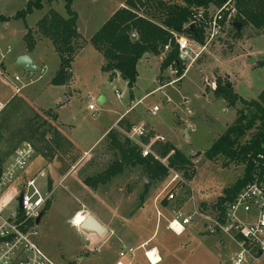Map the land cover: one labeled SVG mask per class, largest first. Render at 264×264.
Masks as SVG:
<instances>
[{
  "label": "rangeland",
  "instance_id": "obj_1",
  "mask_svg": "<svg viewBox=\"0 0 264 264\" xmlns=\"http://www.w3.org/2000/svg\"><path fill=\"white\" fill-rule=\"evenodd\" d=\"M27 1L0 0V103L3 104L0 107V156H11L24 140H30L36 146L37 153L31 159L25 175L35 179L44 196L51 187L54 194L49 208L37 224L39 234L35 236L36 241L56 254L53 259L60 264H106L105 258L119 253L118 250L106 253L109 245L95 251L93 255L89 254L90 258L85 262L78 258V250L85 242L75 226L81 227L85 214L79 213L73 218L77 209L88 207L104 217H110L112 213H128L140 203L138 208L150 209L152 212L150 216L144 214L147 220L141 222L143 226H149L150 230L156 227L159 209L156 206L159 204L163 210L170 208L164 210L165 217H162L166 219L167 225L174 210L189 213L197 207L215 216L218 212L217 202L227 188L243 177L245 163L225 156L210 159L205 155L237 117V107L217 97L213 89L219 80H232L233 89L239 96L246 100L258 98L264 89V29L242 25L241 33L238 34L235 28L237 9H233L223 34L199 56L181 78L182 81L177 79L168 83L178 75L174 74L172 66L162 69L165 52L161 58L155 55L139 64L140 75L134 88H130L121 76L111 79L112 73L103 69L105 58L102 52L88 41L85 49L82 48L71 63L70 80L58 85L52 80L61 67V60L50 40L38 42L34 55L38 67L31 73L19 60L25 55L23 53L27 44L24 35L27 27L36 29L37 22L50 9L66 16L65 0L47 2L42 9L34 10L25 19L16 18L15 14L26 6ZM125 1L74 0L73 9L79 14L78 27L84 38L90 39L106 15ZM9 46L11 52L7 53ZM188 63L184 64L185 68ZM117 91L122 94L121 99ZM149 92L135 105L132 114L167 140L156 142L153 151L158 153L159 145L168 144L169 141L177 150L189 156L192 162L187 171L185 168L176 169L188 184L177 190L175 199L170 201L165 197L169 175L162 180L151 181L141 165L125 166L122 173L100 184L97 190L92 186L86 189L85 185L77 184L79 176L76 172L68 174L56 186L58 175L67 169L69 160L65 161L64 157L68 158L66 153L70 150L67 144L63 143L60 147L57 144L56 138L60 134L58 127L69 138L79 141L82 147H88L113 118V110L120 105L128 107L134 99L133 94L137 100ZM102 94L107 97L104 102L100 101ZM90 104L96 109H90ZM154 105L160 108L156 114L150 112ZM239 106L243 104L239 103ZM148 131L147 128L138 138V144H148L153 140L155 136L152 137ZM254 131H249L243 141ZM126 136L124 133L119 138L124 140ZM61 140L64 142L63 136ZM196 152L199 154L193 155ZM118 158L119 150L109 137L96 148L81 173L95 176ZM55 167L59 174L54 172ZM137 180L142 185L133 188ZM143 196L152 198L153 203L145 207ZM140 197L142 202L139 201ZM18 206V200L11 199L5 204L3 213L9 215ZM202 226L198 223L192 232L202 241L193 248L196 259L194 263L184 260L185 264H232V256L240 250L239 245L221 232L206 230L200 233ZM110 233L113 236L111 230ZM204 241L212 248L210 256L215 261L202 256L197 258L203 252L200 248H204ZM178 245L185 248L188 243L182 238L178 240ZM150 256L155 259L152 253ZM99 257L102 258L99 260ZM243 264H264V255L259 260L247 257Z\"/></svg>",
  "mask_w": 264,
  "mask_h": 264
},
{
  "label": "trees",
  "instance_id": "obj_2",
  "mask_svg": "<svg viewBox=\"0 0 264 264\" xmlns=\"http://www.w3.org/2000/svg\"><path fill=\"white\" fill-rule=\"evenodd\" d=\"M54 0H28L26 6L17 11L16 18L25 19L36 9H42L45 3ZM74 0H65L67 15L64 16L55 9H50L38 22L36 29L27 27L24 40L28 50H33L36 44L34 34L49 38L61 60V67L52 82L63 85L71 78V68L76 54L88 42L78 30V12L73 9ZM229 0H127L126 5L117 9L113 15L90 38L92 45L102 52L105 63L103 69L112 73V77L119 72L130 88H133L138 79V62L146 54L159 55L163 47L170 44V50L163 58L162 69L177 67L180 76L185 65L180 57L179 46L175 41L174 33L185 35L191 39L203 42V28L196 27L193 32L188 24L200 8L220 7ZM237 9L235 22L252 25L264 29V0H231ZM229 11L226 12L228 14ZM6 19V18H4ZM235 28H237L235 26ZM136 33V38L132 35ZM240 34L241 30L237 29ZM181 80V79H180ZM214 94L224 98L229 105L237 107L235 121L221 134L206 151L205 155L214 159L225 156L245 163V172L233 186L227 188L220 197L216 208L223 212L225 205L231 202L237 193L250 181L252 176L253 160L264 149V89L257 99L246 100L233 89L230 81L219 80ZM239 103L243 106H239ZM56 117V114L53 115ZM255 131L247 137L248 132ZM129 128L127 129V131ZM114 146L119 150L120 158L103 172L88 176L84 182L93 188L106 183L112 177L122 173L125 166L141 165L151 181L162 180L169 173V167L177 170H189L192 165L189 156L184 155L171 143L160 144L158 153L162 157L168 156V166L153 155L143 156L141 146L133 142L128 136L121 140L114 129L107 134ZM171 151H174L170 154ZM170 154V155H169ZM4 158L0 156L1 164ZM192 176V173H191ZM48 200L45 211L49 208Z\"/></svg>",
  "mask_w": 264,
  "mask_h": 264
},
{
  "label": "built area",
  "instance_id": "obj_3",
  "mask_svg": "<svg viewBox=\"0 0 264 264\" xmlns=\"http://www.w3.org/2000/svg\"><path fill=\"white\" fill-rule=\"evenodd\" d=\"M233 9L235 8L231 0L220 7L211 6L210 8L198 9L188 26L194 24L195 28H203V42L174 33L175 41L179 46L180 57L184 64L189 63L180 76L168 83L181 79L199 56L217 41L223 34ZM227 11H229L228 14H226ZM170 48V44L165 45L163 53L168 52ZM8 52H11L10 46L7 48ZM173 70L174 74L179 75L177 67H173ZM16 79L18 80L19 77L16 76ZM120 94V91H117L119 97ZM167 100L169 101V99ZM0 107H3L2 103H0ZM90 109L95 110L96 108L90 104ZM159 109L158 105H154L150 112L156 114ZM146 130L147 126L144 122L133 124L127 132V136L137 143L139 142L138 138ZM164 140V136L156 135L148 144H139L143 156L153 155L168 166V156L162 157L152 149L156 142ZM36 151V146L32 141L24 140L15 148L11 156L4 158L1 164L0 264H59L44 251L35 239V236L39 234L37 218L42 214L49 200V196H44L41 193L35 179L25 175ZM173 152L171 151L170 154ZM168 175L169 181L165 186V190H167L165 197L171 201L175 199L177 190L188 183L174 167H169ZM190 188L193 190L191 186ZM194 198L192 195L193 201ZM11 199H17L19 206L13 209L9 215H5L3 213L5 204ZM162 217H165L164 212L159 208L157 209V218L160 220ZM198 220L204 224L207 231L211 233L221 232L239 245L240 250L232 256V264H243L247 257L254 260L262 258L264 255V149L253 160L250 181L231 202L226 203L223 212L218 210L216 215L212 216L207 211L199 210L197 207L189 213L174 210L168 219L167 226L176 234H182L188 225L193 222L196 223ZM135 250L129 248L128 251L134 255ZM155 250L156 248L145 250V255L151 264H157L162 259L160 253ZM151 252L152 254L156 252L159 255L156 262L150 257ZM124 255L125 251H122L121 256Z\"/></svg>",
  "mask_w": 264,
  "mask_h": 264
},
{
  "label": "crops",
  "instance_id": "obj_4",
  "mask_svg": "<svg viewBox=\"0 0 264 264\" xmlns=\"http://www.w3.org/2000/svg\"><path fill=\"white\" fill-rule=\"evenodd\" d=\"M176 1L180 2V0H176ZM125 5H126V1L121 2L119 5H117V7L112 9L108 13V15H106V17H105L106 19L105 18L103 19L102 25L113 15V13L117 9L124 7ZM78 19H79V14H78ZM77 25H78V21H77ZM78 30H79V27H78ZM79 32H80V30H79ZM35 35L37 36L35 47L33 48V50L30 51V50H28V47L26 45V48H25L24 53H23V55L25 54V55L30 56L32 61H33V64H34L32 69H29V68L27 69V67L25 66L26 70L29 73H31L33 71V69H36L38 67L37 59L34 56L35 50L37 49L38 42L50 40L49 38L44 37L42 35H41V37H38L37 33ZM81 35H82V33H81ZM93 35H91V37ZM82 37L84 38L83 35H82ZM85 40L89 41L90 39H85ZM87 43L82 47L83 49H85V46L87 45ZM80 50H79V52H80ZM90 51H92V53H93V50H90ZM162 53L163 52H161L157 56H160V58H161ZM19 56H22V55H18L17 57H19ZM152 56H155V54L146 53L139 60L138 66H137L138 73H139V64L144 59L150 58ZM71 74H72V72H71ZM139 75H140V73L138 74V78H139ZM118 76H121L119 72H117L111 79L115 80V78H117ZM230 81L232 83H234L232 80H230ZM136 84H137V82H136ZM136 84L134 85V87L136 86ZM150 93L151 92L147 93L146 95H144L143 97H141L140 99H137V100L135 99V95L133 94L134 99L131 100V104L128 107L123 108V106L120 105V107H117L115 110H113V114H114L113 118L106 125V127L102 131V133L96 139H94V141L91 143V145H88V147H82V145L80 144L79 141L72 140L63 131H61L60 128L58 127L60 134H58L57 138H56L57 144L59 145V147L63 143L67 144L68 149H70V150L66 153V156H68V158L64 157L65 161H67V159L69 160L66 171H64L63 174L62 173L59 174L57 171L58 169L56 167L54 168V172L59 174L58 175L59 179H58V183L56 184V186L59 183H61V181L68 174H70V173L72 174V173L76 172V173H78V176H79V180H78L77 184L85 185L87 187L86 189H88V187H90V186L86 185L84 180L88 176H94V174L84 175L83 173H81L82 169L91 160V157L94 154V151L96 150V148L105 139L108 138L107 134L110 130L114 129V131L118 134V136H121L124 133L127 134V132L130 130V128L133 124H136V123L138 124L140 122L137 119V117H135L132 114L134 111V107L136 104L140 103ZM121 96H122V94H121ZM121 96L120 97L118 96V98L121 99L122 98ZM106 99H107L106 94H102L100 101L104 102V101H106ZM146 126L149 129V131L152 133V137L156 136V135H161L160 133H157L156 131L151 129L148 125H146ZM128 128H129V130L127 131ZM149 131H148V133H149ZM61 136L64 137V139H65V140H63L64 142H62ZM164 141H167V140L165 139ZM164 141H162V142H164ZM168 143H169V141H168ZM55 150H58V149H55ZM36 153H37V151H36ZM54 154H55V152H54ZM52 161H54V160H52ZM65 161H63V163H65V165H67V162H65ZM146 179L147 178H145V181H146ZM141 185L142 184H141L140 180H137L136 183L134 184L133 188H135L136 186H141ZM99 186H100V184L97 187H95L96 190L99 188ZM129 190H131V189H129ZM143 194L144 193L141 194V197ZM45 196H49V201L51 200L52 197H54L52 187H51V190L49 191V193ZM143 198H145L144 203H143L145 205V207L149 203H153L152 198H149L147 196L146 197L143 196ZM53 200H54V198H53ZM142 200L143 199L141 198L139 201L142 202ZM138 205H140V203H138ZM138 205L136 208H134L133 210H131L128 213L127 212L112 213L110 217L108 216L110 219H108V217H104V216L100 215L99 213H97L96 211H94L88 207H82L80 209H77L73 215V218H74V216H76L79 213H84L85 216L91 214L96 219H98L106 227V230H107L105 235H100L95 231L87 230V229H83L79 226H75L73 219H72L73 225L79 230V232L84 237L85 243L81 244V246L78 250V254H77L78 258L81 260V262H85L84 260H86L87 258H90V257H88L89 254L93 255L95 251H99L104 246L109 245V247H108L109 249L106 251V253H110L114 250H118L119 253L113 257L105 258V260H107L106 264H118V263L119 264L120 263L121 264H151L145 255V250L149 249V248H156L155 251H158L160 253V256L162 259L157 264H185L184 260L193 261V263H194V259H196L195 255H197V254L194 255L192 253L193 248L195 247V245L197 243H202V241L200 238L195 237L192 232H194V228L198 226V223L199 224L201 223L203 226H202V229L200 230V233H203V232L205 233L206 229H205L204 224L202 222L192 223L186 227L185 231L182 234H176L175 232H173L172 230L167 228V221L165 218H161L160 220H158V218H157L156 227L154 229L150 230V228H148L149 226H143L141 224V222H143L144 220H147L146 216H150L152 214V212L150 209L145 210V208H142V207L138 208ZM158 207L161 210H163V207H161L160 204ZM168 208L169 207L164 208V210L166 211ZM164 210H163V212H164ZM144 211H145V213H144ZM144 214L146 216H144ZM160 221H161V224L159 225ZM162 224H163V228L161 227ZM110 230L113 232V236L110 233ZM170 231H172L174 234H171ZM182 238H183V240H186V243H188V245L185 248L182 246L180 247L178 245V240L182 239ZM38 243L40 244V246L42 245L40 242H38ZM203 243H204V248L203 249L200 248V251H203V252L199 253L198 254L199 256H197V258L202 256V257L208 258V260L210 259L212 261H215V260L211 259V256H210V254L212 255V253H213L211 251L212 248L207 244L206 241H204ZM41 247L44 249V251L50 257L53 258V255L54 256L56 255L54 253L49 252L44 246H41ZM129 248L136 249L134 255L128 251ZM121 251H125L124 256L120 255ZM85 253H86V255H85ZM158 256L159 255H157V259H158ZM102 257H99V260Z\"/></svg>",
  "mask_w": 264,
  "mask_h": 264
},
{
  "label": "water",
  "instance_id": "obj_5",
  "mask_svg": "<svg viewBox=\"0 0 264 264\" xmlns=\"http://www.w3.org/2000/svg\"><path fill=\"white\" fill-rule=\"evenodd\" d=\"M242 25H243L242 22H235V26L237 27L238 30H241ZM189 30H191L193 32H196L195 31V25L194 24H191L189 26ZM136 36H137V34L134 33L132 35V38H136ZM19 62L22 63L23 65H25L27 67V69L28 68L29 69H32V67L34 66L31 57L28 56V55L22 56L20 58ZM67 71L70 72V69H67ZM65 97H67V96L65 95ZM197 154H199V152H196L193 155H197ZM42 216H43V213L37 218V223L40 222ZM81 228L95 231V232H97L100 235H105L106 234V231H107L106 230V227L98 219H96L91 214L85 216V218H84V220L82 222Z\"/></svg>",
  "mask_w": 264,
  "mask_h": 264
},
{
  "label": "bare ground",
  "instance_id": "obj_6",
  "mask_svg": "<svg viewBox=\"0 0 264 264\" xmlns=\"http://www.w3.org/2000/svg\"><path fill=\"white\" fill-rule=\"evenodd\" d=\"M79 218V217H78ZM85 218V217H84ZM82 225V224H81ZM152 253V252H151ZM151 253H150V255H151ZM153 256H155V259H153L151 256V259L153 260V261H156V259H157V254H156V252L153 254Z\"/></svg>",
  "mask_w": 264,
  "mask_h": 264
}]
</instances>
